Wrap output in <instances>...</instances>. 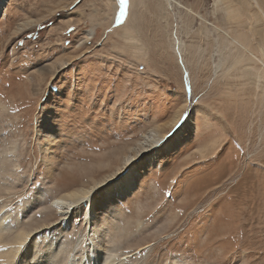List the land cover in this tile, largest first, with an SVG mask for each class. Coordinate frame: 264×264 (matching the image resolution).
<instances>
[{
	"label": "rangeland",
	"instance_id": "374dc122",
	"mask_svg": "<svg viewBox=\"0 0 264 264\" xmlns=\"http://www.w3.org/2000/svg\"><path fill=\"white\" fill-rule=\"evenodd\" d=\"M117 11L7 0L0 14V213L4 235L33 229L20 264H82L91 247L127 264H264V0ZM152 131L171 134L141 151ZM128 155L131 190L95 186L90 225L85 202L51 206L124 174Z\"/></svg>",
	"mask_w": 264,
	"mask_h": 264
},
{
	"label": "bare ground",
	"instance_id": "6f19581e",
	"mask_svg": "<svg viewBox=\"0 0 264 264\" xmlns=\"http://www.w3.org/2000/svg\"><path fill=\"white\" fill-rule=\"evenodd\" d=\"M6 2L7 0H0V14ZM180 113L181 112H179L177 116L173 119L172 124L176 121ZM152 132L153 133L149 132L145 134L141 142H139V149L141 151H150L159 144H156L158 140L164 138V133L157 134L156 131ZM148 155L149 156L147 157H149L148 159H150V154ZM131 157L134 156H126L124 161L126 163L130 162ZM134 168L135 166L130 162L129 168L126 170V172H124V174L104 177L99 181H95L94 184L89 187H80L67 191L64 194L58 196L57 198L55 197V199H53L50 204L52 207L56 208L62 216L65 217V215L68 212L72 211L75 206L81 204L82 202H85L86 210L84 212V220L86 223H88V225H90L92 222V216L95 212L91 200V193L93 188L95 186L101 185L103 186L105 192H112V194L115 196L123 195L132 188V176L134 173ZM7 220V215L0 213V264H20V257H31L32 251L30 247H28L27 242L29 240V235L33 231V229H23L19 227L17 230H15L13 235H4V232L8 227ZM8 236L10 238L6 239ZM21 245L23 246L21 247ZM148 245L149 244H147L146 246ZM88 250L89 252L85 256L84 262L82 264H127L128 258H130L128 255H125L127 254L126 252L119 254L118 250L116 249H112L105 252L103 250H99V248L96 249L91 247ZM50 251L53 252L55 255L59 252L57 248L54 249L53 247L50 248ZM50 256V253L47 254V257ZM48 259L49 258L39 260V264H54L52 260Z\"/></svg>",
	"mask_w": 264,
	"mask_h": 264
},
{
	"label": "snow or ice",
	"instance_id": "6c2138e0",
	"mask_svg": "<svg viewBox=\"0 0 264 264\" xmlns=\"http://www.w3.org/2000/svg\"><path fill=\"white\" fill-rule=\"evenodd\" d=\"M117 4H118V11H117V13H116V20L117 21H120V20H122L124 17H125V15H126V6H127V4H128V0H117ZM73 29H70L69 31H72ZM181 119H183V116L181 115V117L179 118V120L172 126V128H171V130H175V128L176 127H178L179 126V122H180V120ZM169 134H171L170 132H168L167 134H166V136L167 135H169ZM165 136V137H166ZM164 137V138H165ZM163 139V138H162ZM161 139V140H162ZM161 140H158L157 142H156V144H158V143H160L161 142ZM23 245H21V247H22Z\"/></svg>",
	"mask_w": 264,
	"mask_h": 264
}]
</instances>
